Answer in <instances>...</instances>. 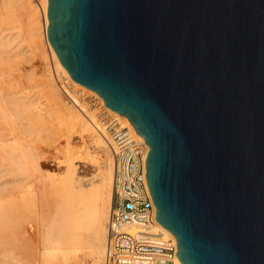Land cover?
Segmentation results:
<instances>
[{"label":"water","instance_id":"water-1","mask_svg":"<svg viewBox=\"0 0 264 264\" xmlns=\"http://www.w3.org/2000/svg\"><path fill=\"white\" fill-rule=\"evenodd\" d=\"M70 76L148 152L180 264H264V0H47Z\"/></svg>","mask_w":264,"mask_h":264},{"label":"bare ground","instance_id":"bare-ground-1","mask_svg":"<svg viewBox=\"0 0 264 264\" xmlns=\"http://www.w3.org/2000/svg\"><path fill=\"white\" fill-rule=\"evenodd\" d=\"M47 26V0H0V264H103L113 157L96 105L105 102L70 76ZM50 151L62 153L61 172L41 170ZM77 161L95 172L80 176Z\"/></svg>","mask_w":264,"mask_h":264},{"label":"built area","instance_id":"built-area-1","mask_svg":"<svg viewBox=\"0 0 264 264\" xmlns=\"http://www.w3.org/2000/svg\"><path fill=\"white\" fill-rule=\"evenodd\" d=\"M36 1V0H34ZM96 108L111 144L112 193L103 264H179L175 236L155 219L146 180L148 146L132 124Z\"/></svg>","mask_w":264,"mask_h":264},{"label":"rangeland","instance_id":"rangeland-1","mask_svg":"<svg viewBox=\"0 0 264 264\" xmlns=\"http://www.w3.org/2000/svg\"><path fill=\"white\" fill-rule=\"evenodd\" d=\"M32 1L36 2L34 0H32ZM38 13H39L40 21H42L41 20V12L39 10H38ZM19 39H21V38H19ZM19 43L21 44V48H22V46L25 47L24 49L28 48L27 46H25L27 44V42H26V40H23V38L18 42V44ZM50 61L51 60H49V64L51 66V62ZM56 75H58V78H59L60 81H62V82L64 81L63 76L59 72L56 73ZM70 85L71 84H69V86ZM71 87L72 86H70V89H71ZM89 99H93V96L89 97ZM95 104H97V102ZM72 141H73V144H76L77 147H78L77 137H74ZM43 158L42 159H43V162H44V166L41 169L42 171L48 169V170H51V171L54 170L55 172L56 171L61 172L62 164L58 163V160H59L58 158H62V153L61 152L58 153V152H55V151L54 152L50 151V152H47L46 154H44ZM76 164L78 165V167H77L78 168V174L80 176H84L85 178H88L89 176H91L95 172L94 165L92 163H90V162H86V161H80L79 162V161H77ZM41 170H40V172H41ZM85 182H87V181H85ZM42 204H43L44 211H48L50 209V207H51L50 197H48V196L47 197H43L42 198ZM45 218L47 219L48 217H45ZM85 234L88 236V234H90V233L86 232ZM84 263L88 264L86 262H84Z\"/></svg>","mask_w":264,"mask_h":264}]
</instances>
